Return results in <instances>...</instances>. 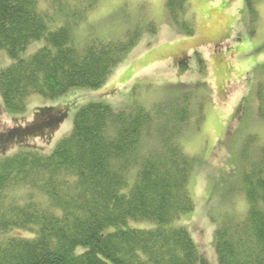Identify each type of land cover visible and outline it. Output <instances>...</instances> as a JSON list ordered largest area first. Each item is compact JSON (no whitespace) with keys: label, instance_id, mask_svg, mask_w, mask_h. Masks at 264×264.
Wrapping results in <instances>:
<instances>
[{"label":"trees","instance_id":"16d2710c","mask_svg":"<svg viewBox=\"0 0 264 264\" xmlns=\"http://www.w3.org/2000/svg\"><path fill=\"white\" fill-rule=\"evenodd\" d=\"M99 1L0 0V50L12 59L0 69L8 112L26 111L34 94L55 99L74 87L104 84L143 26L122 38H93L79 46L74 30ZM166 8L182 33H196L189 0H166ZM249 9L256 19L251 2ZM146 29L156 26L149 22ZM196 56L203 78L170 99L154 106L132 99L122 108L90 101L49 153L23 149L0 157V264L200 261L188 229L172 225L195 208L189 184L203 163L183 145L204 122L210 96L206 60L200 52ZM65 117L53 115L39 126L55 127ZM241 161L238 182L217 195L219 213L211 217L218 264H264V142L258 136L245 140ZM237 192L243 209L231 204Z\"/></svg>","mask_w":264,"mask_h":264},{"label":"rangeland","instance_id":"374dc122","mask_svg":"<svg viewBox=\"0 0 264 264\" xmlns=\"http://www.w3.org/2000/svg\"><path fill=\"white\" fill-rule=\"evenodd\" d=\"M249 2L257 11L254 20ZM189 3L196 23L192 36L173 23L166 0H100L74 30L79 46L93 38H122L138 24L143 26L141 35L99 88L74 87L55 99L34 94L26 111L16 114L5 109L0 93V157L23 149L49 153L70 134L75 113L90 101L122 108L132 99L148 106L170 99L203 78L196 56L200 52L207 63L206 93L210 96L204 122L186 135L183 145L203 163L196 166L189 184L195 208L172 225L184 226L191 233L200 255L197 264H218L216 224L211 218L219 213L217 195L238 182L245 140L256 135L264 142V106L258 98L259 88L264 95V0ZM149 22L155 24V31L146 29ZM11 62L7 52L0 50V69ZM60 113L66 117L57 126H39ZM231 201L235 209L246 206L238 192ZM129 224L150 225L141 221Z\"/></svg>","mask_w":264,"mask_h":264}]
</instances>
